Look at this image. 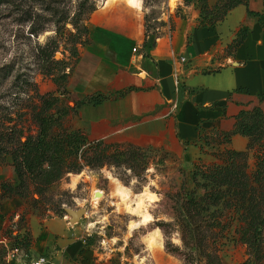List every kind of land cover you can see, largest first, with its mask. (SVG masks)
I'll return each mask as SVG.
<instances>
[{"label":"rangeland","instance_id":"rangeland-1","mask_svg":"<svg viewBox=\"0 0 264 264\" xmlns=\"http://www.w3.org/2000/svg\"><path fill=\"white\" fill-rule=\"evenodd\" d=\"M84 1L0 0V173L13 171L16 177L0 184L18 182L11 152L19 140L38 136L50 124L47 132L80 131L74 130V117L81 103L70 97L69 77L88 43V21L108 6L107 0H87L82 6ZM124 1L141 11L146 35L156 38L178 32L192 11L201 16L203 5L200 0ZM44 104L50 107L40 121L36 116ZM86 137L79 154L82 171L65 175L43 195L22 199L27 214L50 219L68 217L66 209L86 210L78 225L90 233L87 243L107 264H264V231L258 241L245 242L240 217L223 206L218 208L226 212L222 216L212 212L196 219L200 243H193L178 203L186 187L202 196L192 173L171 174L151 150ZM91 146L97 150L88 152ZM254 146L247 158L238 159L251 174L258 154L264 156V142ZM212 155L223 163V154ZM97 193L102 194L98 200ZM167 242L180 254L168 253Z\"/></svg>","mask_w":264,"mask_h":264},{"label":"crops","instance_id":"crops-1","mask_svg":"<svg viewBox=\"0 0 264 264\" xmlns=\"http://www.w3.org/2000/svg\"><path fill=\"white\" fill-rule=\"evenodd\" d=\"M106 4L87 23L88 43L80 48L68 92L79 104L98 95L109 100L81 105L74 130L91 141L151 150L171 174L218 165L212 153L246 152L249 138L227 136L240 114L259 109L264 117V0L237 7L215 28L202 27L200 12L192 11L184 27L162 38L146 35L143 14L134 5ZM242 30L244 43L230 52ZM15 178L13 171L0 173L1 181ZM25 208L20 198L6 199L0 208V248L6 254L14 247L9 231L32 237L29 255L21 250L17 264L41 257L49 264H107L84 242L83 225L65 216L42 219Z\"/></svg>","mask_w":264,"mask_h":264},{"label":"trees","instance_id":"trees-1","mask_svg":"<svg viewBox=\"0 0 264 264\" xmlns=\"http://www.w3.org/2000/svg\"><path fill=\"white\" fill-rule=\"evenodd\" d=\"M201 1L203 5L200 25L215 28L219 23L225 21L237 7L246 6L249 9L251 0H220L215 7H211L210 0ZM86 2L84 1L82 6H85ZM249 14L256 16L251 11ZM246 37L247 33L242 30L229 47L230 52L237 50L244 43ZM123 95L120 94L118 97ZM107 100H109L108 97L98 95L86 99L81 105L88 103L98 106ZM49 107L50 105L44 104V108L37 113V119L39 117L41 121V116H47ZM50 126L47 128H52ZM47 128H43L36 137L29 136L24 142L19 140L18 145L11 152L18 182H2L0 184V208L6 199H26L32 193L43 195L50 186L60 181L65 175L80 173L84 168L85 165L80 162L79 154L87 142L86 135L82 131L47 132ZM235 135L249 138L248 150L246 152L227 151L222 156V164L212 166L207 170L196 168L192 173V181L196 189H201L202 196L197 195L196 191L191 192L186 187L185 196L178 201L186 219L187 228L193 234V243H200L198 235L201 226L197 225L196 219L212 212L217 216H222L225 211L232 210L239 216L243 223L240 234L245 242L258 241V235L264 231V156L258 154L256 168L252 174L247 172L246 164L241 166L238 163V159L247 158V153L255 148L254 142H264V117L261 110L256 109L250 113L240 114L236 130L227 137L231 138ZM14 142H17L16 139ZM93 148V146L89 147L88 152L97 150ZM1 150L2 147H0ZM88 164L91 165V163ZM221 206H223L224 212L218 209ZM215 209H217L216 212L213 211ZM160 226L158 225V227ZM20 227H25V218L23 217ZM8 234L13 240L14 247L24 250L28 256L32 245L31 234L27 232L24 236H14L12 231H9ZM197 245L201 249L200 245ZM166 250L171 254H180L181 252L180 248L171 242H167ZM5 257V249L0 248V264H6Z\"/></svg>","mask_w":264,"mask_h":264},{"label":"built area","instance_id":"built-area-1","mask_svg":"<svg viewBox=\"0 0 264 264\" xmlns=\"http://www.w3.org/2000/svg\"><path fill=\"white\" fill-rule=\"evenodd\" d=\"M90 237H91L90 233H87V237L84 240V242L87 243L86 240L87 238H90ZM21 260H22L21 249L14 248V247L7 249V254L5 257L6 264H17L21 262ZM33 264H49V260L46 257H41L38 261L34 262Z\"/></svg>","mask_w":264,"mask_h":264},{"label":"water","instance_id":"water-1","mask_svg":"<svg viewBox=\"0 0 264 264\" xmlns=\"http://www.w3.org/2000/svg\"><path fill=\"white\" fill-rule=\"evenodd\" d=\"M101 196H102L101 193H97V197H101ZM66 213L68 218L70 219V223L72 225H77L86 216L87 211L84 209H80V210L66 209Z\"/></svg>","mask_w":264,"mask_h":264},{"label":"bare ground","instance_id":"bare-ground-1","mask_svg":"<svg viewBox=\"0 0 264 264\" xmlns=\"http://www.w3.org/2000/svg\"><path fill=\"white\" fill-rule=\"evenodd\" d=\"M101 197H102V196H101ZM96 198H97L96 200H98L99 197L96 196Z\"/></svg>","mask_w":264,"mask_h":264}]
</instances>
